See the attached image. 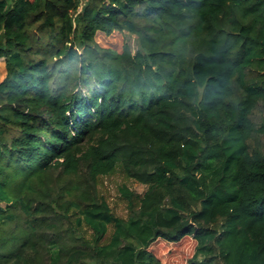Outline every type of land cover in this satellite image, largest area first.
<instances>
[{
  "label": "trees",
  "instance_id": "trees-1",
  "mask_svg": "<svg viewBox=\"0 0 264 264\" xmlns=\"http://www.w3.org/2000/svg\"><path fill=\"white\" fill-rule=\"evenodd\" d=\"M0 60V264H264V0H0Z\"/></svg>",
  "mask_w": 264,
  "mask_h": 264
},
{
  "label": "rangeland",
  "instance_id": "rangeland-1",
  "mask_svg": "<svg viewBox=\"0 0 264 264\" xmlns=\"http://www.w3.org/2000/svg\"><path fill=\"white\" fill-rule=\"evenodd\" d=\"M96 43L101 47L112 48L121 51L127 44L132 49L136 47V36L126 31L114 30L110 33L98 31L94 37ZM5 69L3 61L0 60V79L4 76ZM252 118L256 124L264 119V106H259L253 113ZM251 144L259 146L264 150V135L258 134L251 140ZM126 186L129 190L136 193H142L146 186L131 178H128L119 166L109 175L101 176L98 179V193L105 198L112 212L122 218L127 217L126 200L119 192L121 186ZM84 229L85 235L90 236V232ZM111 232V226L108 227L106 239ZM195 242L191 237H185L178 242H166L157 240L150 249L159 257L164 264H187V259L193 252Z\"/></svg>",
  "mask_w": 264,
  "mask_h": 264
}]
</instances>
